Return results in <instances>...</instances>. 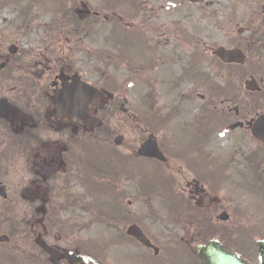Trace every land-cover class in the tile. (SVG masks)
<instances>
[{"label": "rangeland", "instance_id": "obj_1", "mask_svg": "<svg viewBox=\"0 0 264 264\" xmlns=\"http://www.w3.org/2000/svg\"><path fill=\"white\" fill-rule=\"evenodd\" d=\"M64 3L65 0H0V35L5 37L0 51L7 54L9 44L15 42L20 52L32 56L31 62L45 56L54 67L60 58L72 55L74 43L76 67L84 79L107 92L113 88L120 106L125 98L128 102L126 111L119 107L113 113L109 108L100 113L106 130L99 135L112 141L110 147L101 143L95 148L93 156L105 161L88 172L87 180L80 155L83 150L72 142L63 153L69 169L59 163V174H52L48 183L56 189H50L48 203L57 202V187L61 186L70 197H61L58 202L76 200L89 205V212L84 207L63 211L58 218L53 217V222L72 224L76 218L85 224L90 221L92 239L101 249L109 241L115 246H127L126 229L131 223H138L155 237L180 238L182 231L176 222L178 214L187 211L188 201L167 196L169 178L160 164L138 158L136 151L137 158L130 165L138 169L140 199L133 206L126 202L106 205L104 199L110 192L105 191V181L100 180L104 173L101 168L114 165V161H109L114 151L123 155L133 144L139 149L150 135H155L160 143L161 115L178 109L184 114L171 118L170 128L189 122L200 136L202 132L211 133L212 165L216 167L220 186L215 195L222 200L214 211L217 225H208L207 232L200 230L206 223L202 211L194 215L190 212L193 216L190 238L198 239L202 233L213 232L219 238L231 237L233 248L254 260L256 240L264 238V145L253 138L248 127L232 131L229 125L240 120L248 122L264 112V105L255 93L244 87L245 81L253 76L264 93V62L252 60L248 34L239 40L247 56L243 65L223 66L213 51L221 46L234 48L239 29L261 22L259 1L70 0L65 8L71 10L72 43L65 39L70 35L68 21L61 14ZM84 3L91 14L79 17L75 8L83 9ZM95 12L99 16H93ZM234 107L239 110L238 116ZM70 134L73 139L82 140V132ZM48 135L53 142H48L45 148L61 154L66 147L62 137L55 133ZM118 136L123 139L116 144ZM58 139L61 141L56 143ZM203 152L201 149L202 155ZM31 153L24 152L27 186L35 179L28 163ZM73 154H79L80 159H73ZM205 158L206 154L202 157L206 164ZM29 200L21 199L20 206L31 205ZM175 202L179 204L178 210ZM222 211L228 213L229 220L220 221ZM54 227L53 236L63 228ZM101 252L98 251L103 264H108L106 253Z\"/></svg>", "mask_w": 264, "mask_h": 264}, {"label": "flooded vegetation", "instance_id": "obj_2", "mask_svg": "<svg viewBox=\"0 0 264 264\" xmlns=\"http://www.w3.org/2000/svg\"><path fill=\"white\" fill-rule=\"evenodd\" d=\"M258 1L261 22L248 25L244 32L239 33L238 40L233 45L244 51L239 40L248 34L252 60L254 58L264 62V0ZM67 10V18L64 17L63 20L68 21L67 32L70 37L65 39L72 43L71 10ZM254 11H257V8ZM3 38L5 37L0 35V45ZM20 50L15 42H11L7 54L0 51V100L6 99L23 115L16 119L15 123L0 116V264H70L64 257L57 263L52 262L49 253L39 245L41 240L61 254L70 252L75 256L87 257L81 264H94V259L103 264L98 251H102L101 254L106 253L108 264H201L195 247L202 243L206 234H200L198 239L190 238L189 228L193 223L190 212L194 215L195 212L202 211L208 225H217L213 216L215 207L219 204H210L207 200L216 196L220 187L216 167L212 165L214 152L211 133L202 132L200 136V133L195 132L194 125L189 122L184 125L179 123L176 129L170 128L169 121L184 114L176 109L173 113L162 115L163 129L159 146L166 157L164 162L139 156L140 148L136 149L134 144L129 145L123 155L114 151L112 160H109L110 163L114 161L113 167L101 168L104 173L100 180L105 181V191L110 192V196L104 199L106 205L114 204L113 202L122 205L126 202L133 206L139 202L138 169L135 165H130V162L139 157L144 161L158 163L164 168L165 176L169 178L167 196L187 200L188 208L186 212L181 211L178 214L176 223L182 231L178 239H171L172 236L164 237L165 235L155 237L141 228L152 246H145L127 234V246H115L109 241L106 248L101 249L92 239L90 221L85 224L76 218L74 223L71 221L72 224L69 222L67 226L61 221L58 224L53 222V217L58 218L59 213L63 211L84 207L85 211L89 212V205H83L76 200L58 202L61 197L67 199L61 186L57 187V202L49 204L48 193L50 189L56 188L50 186L48 181L53 173L59 174V163L69 169V163L64 161L63 153L68 151L72 142L80 144L82 141L84 155L94 154L95 143L102 142L103 138L95 135L98 128L91 121L98 119L103 109L89 104V116L92 118L89 122L81 117H63L61 113V108L66 102L62 101L59 94L66 88H71V84L78 82L79 77L87 82L76 67L74 43L70 49L73 56L68 54L65 59L60 58L54 67L45 56L41 60L31 62L32 56ZM87 83L92 84L89 81ZM102 91L108 94L105 90ZM255 95L264 105V93L260 91ZM201 99L205 102L204 98ZM108 105L112 112L117 108L113 96H109ZM119 107L123 108L122 104ZM71 131L82 132V140L73 139ZM48 133L59 134L67 149L64 146L62 153L57 155L45 148L48 142H53ZM59 141L61 140L55 142ZM201 149L205 151L206 164L203 163L202 157L205 154H201ZM23 151L33 154L28 160L30 173L35 175V179L29 183L30 186L26 184V160ZM86 175L88 177L87 171ZM9 195L13 197L10 198ZM21 199H30L31 205L20 206ZM201 203L203 206L199 208L198 204ZM133 224L136 223L130 225ZM54 226L63 228L53 236L51 233L55 232ZM220 240L226 244L227 239Z\"/></svg>", "mask_w": 264, "mask_h": 264}, {"label": "water", "instance_id": "obj_3", "mask_svg": "<svg viewBox=\"0 0 264 264\" xmlns=\"http://www.w3.org/2000/svg\"><path fill=\"white\" fill-rule=\"evenodd\" d=\"M86 9V13H90V10L87 9L86 6H84ZM77 12L80 14V11L77 10ZM13 48V47H12ZM214 55L219 57L224 63H243L245 61V56L243 55L242 51L237 49L229 50L225 48H218L215 49ZM79 85V87H78ZM76 87L66 91V94L64 95L66 97L67 102V111H64V114L67 116H74L84 118L85 120H88V109L89 104L93 103L94 105H101L102 107L105 106V103L107 102V97L102 94L100 91L98 92L96 89L91 87L89 84L86 85L83 82L79 81ZM245 88L247 90L251 91H260V87H258V84L254 78L249 79L245 83ZM78 107L80 108V111H78ZM78 111V112H77ZM0 115L5 116L12 122H15L17 118H19L21 115L19 112L16 111V109L10 108V106L7 104L5 100L0 101ZM94 123L97 126H100L101 123L94 121ZM244 124L242 122L236 123L231 125L230 127L232 129L236 127L243 126ZM251 131L255 138H257L260 141L264 142V114H261V116H258L255 121L251 123ZM121 139H117L116 142L119 143ZM143 148L140 151V154L142 156H148L152 158H159L160 160L164 161L165 158L162 156V153L157 146L156 140L151 137L147 139L144 144L142 145ZM219 202V198H212L209 200ZM220 218L222 220H228V215L226 212H223L221 214ZM127 233L134 236L137 240L144 243L145 245H149V240L146 239L144 233L141 231V229L136 226H130L128 228ZM45 248L49 250L51 253L52 259H57L56 252L44 245ZM256 248L258 249V262L256 264H264V239L257 240L256 242ZM197 251L199 253L200 260L202 264H252L249 260L242 257V255L234 250H232L229 246L223 245L220 240L213 238L211 239L207 244H202L197 246ZM67 257H69L67 255ZM71 260V264H78V262L71 257H69ZM94 264H100L98 261H94Z\"/></svg>", "mask_w": 264, "mask_h": 264}, {"label": "bare ground", "instance_id": "obj_4", "mask_svg": "<svg viewBox=\"0 0 264 264\" xmlns=\"http://www.w3.org/2000/svg\"><path fill=\"white\" fill-rule=\"evenodd\" d=\"M88 117H89V112H88ZM39 245L42 246L49 253V250L45 248L40 242H39Z\"/></svg>", "mask_w": 264, "mask_h": 264}, {"label": "trees", "instance_id": "obj_5", "mask_svg": "<svg viewBox=\"0 0 264 264\" xmlns=\"http://www.w3.org/2000/svg\"><path fill=\"white\" fill-rule=\"evenodd\" d=\"M224 66V65H223Z\"/></svg>", "mask_w": 264, "mask_h": 264}]
</instances>
